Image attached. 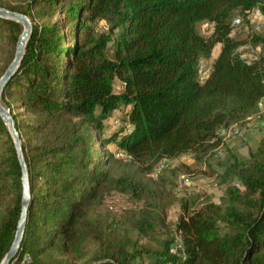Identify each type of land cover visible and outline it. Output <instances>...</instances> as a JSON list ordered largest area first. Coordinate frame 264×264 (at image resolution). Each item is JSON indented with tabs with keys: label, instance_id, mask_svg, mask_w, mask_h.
<instances>
[{
	"label": "trees",
	"instance_id": "obj_1",
	"mask_svg": "<svg viewBox=\"0 0 264 264\" xmlns=\"http://www.w3.org/2000/svg\"><path fill=\"white\" fill-rule=\"evenodd\" d=\"M60 5L64 17L50 20ZM2 6L32 22L19 67L0 97L19 133L30 187L10 264L26 256L25 264H58L49 261L53 252L78 260L91 252L85 264H264V141L247 156L229 152L221 164L227 185L219 202L182 198L173 230L165 228L151 200L157 193L143 177L162 159L190 153L205 161L223 144L222 130L256 115L264 98V35L232 33L231 22L237 15L248 24L254 10L264 19V0H29L23 9ZM201 23L210 25L206 35L197 30ZM21 30L20 23L0 18V76ZM247 44L260 48L251 61L239 51ZM216 45L200 82L201 61ZM119 110L125 125L105 134V120ZM110 143L129 160L117 159L106 148ZM183 168L188 171L185 164L174 166L171 175ZM231 178L238 184L227 183ZM112 188L148 198L134 226L144 235L158 232L156 247L132 240L121 222L100 228L90 220ZM21 193V168L0 117V262L14 237Z\"/></svg>",
	"mask_w": 264,
	"mask_h": 264
},
{
	"label": "rangeland",
	"instance_id": "obj_2",
	"mask_svg": "<svg viewBox=\"0 0 264 264\" xmlns=\"http://www.w3.org/2000/svg\"><path fill=\"white\" fill-rule=\"evenodd\" d=\"M28 1L1 0V4L23 9L26 7ZM64 9L61 5L58 6L56 14L49 19H61L64 17ZM236 19H238L237 24L234 26L232 33L241 31L245 34L248 30L252 29L264 35V19L257 10L250 13V22L248 24L243 23L241 17L237 15L232 19L231 23L233 24V21ZM35 22L37 21L35 20ZM64 29L68 33L71 32V26L69 25L66 27L64 25ZM98 29L105 30V23L99 21ZM197 30L200 34L206 35L210 30V25L208 23H201L197 26ZM70 38L69 36L68 40ZM1 44L2 42L0 41V46ZM218 50L219 45H216L212 50L210 58L201 61L200 75H204L205 70L210 69L211 62ZM239 51L248 61H251L255 58V54L260 51V48H254L250 44H247L241 46ZM120 90V82L115 80L114 91L119 92ZM16 111L21 110L15 109L14 112L16 113ZM122 114L121 110L115 111L105 120V134H109L125 125L121 120ZM18 117L29 121V117L26 114L20 113ZM220 135L223 137V144L213 154L207 156L205 161H197L193 158L192 154L188 153L175 159H162L155 164L150 175H143L145 182L151 185L155 193H157L156 196L152 195L153 198L151 200L157 206L165 228L174 229L180 213L179 202L182 198L185 199L198 195L199 199L210 197L214 202H219L227 185L222 180L223 175L219 174L223 169L221 164L228 159V153L232 152L237 155L247 156L249 151L254 150L261 141H264V98L259 104L256 115L247 119L243 125L233 124L227 130H222ZM95 146L100 151L104 148L96 134ZM106 148L112 151L117 159L123 162L129 160L113 143L108 144ZM181 164L187 165L188 171L183 168L178 175H171L170 169ZM227 183L238 184L234 178L227 179ZM147 200L148 198L135 197L133 191L130 189L120 191L112 188L104 196L102 203L97 206L96 211L91 214L90 220L98 222L100 228L105 227L108 222H121L124 225L122 228H127L132 240H138L140 244L145 246L156 247V236L160 235L158 232L154 235L151 233L144 235L138 232L134 226L142 218V214L145 213L146 206L149 205ZM147 216L151 215L147 214ZM90 251H93V249H90ZM89 255H91V252H89L86 258L78 260L69 254L53 252L49 261L51 260L52 263L57 262L58 264H85ZM25 260H27V256L24 257V264Z\"/></svg>",
	"mask_w": 264,
	"mask_h": 264
},
{
	"label": "water",
	"instance_id": "obj_3",
	"mask_svg": "<svg viewBox=\"0 0 264 264\" xmlns=\"http://www.w3.org/2000/svg\"><path fill=\"white\" fill-rule=\"evenodd\" d=\"M0 18L13 20L15 22L20 23L22 26L21 33L16 43V49L13 59L5 69L4 73L0 76V97H1V92L4 88L5 83L14 73V71L19 67L20 61L24 54V47L26 41L31 34L32 22L30 18L25 14L4 8L2 6H0ZM0 117L4 121V123L6 124L9 130L16 151L17 159L21 168L22 193H21L20 215L17 221L16 230L10 248L0 262V264H10L11 260L13 259L14 255L17 253L19 249L20 242L22 239V234L26 222L27 208L30 202V187H29L28 170L22 153L19 133L14 125V120L12 115L10 114V111L2 104L1 98H0Z\"/></svg>",
	"mask_w": 264,
	"mask_h": 264
},
{
	"label": "built area",
	"instance_id": "obj_4",
	"mask_svg": "<svg viewBox=\"0 0 264 264\" xmlns=\"http://www.w3.org/2000/svg\"><path fill=\"white\" fill-rule=\"evenodd\" d=\"M236 22H237V19H236L235 21H233V25H232V26H234V25L236 24ZM208 72H209V70L206 69L205 72H204V75H198V80H199L200 82L204 81V79L206 78ZM20 264H24V261H21Z\"/></svg>",
	"mask_w": 264,
	"mask_h": 264
},
{
	"label": "bare ground",
	"instance_id": "obj_5",
	"mask_svg": "<svg viewBox=\"0 0 264 264\" xmlns=\"http://www.w3.org/2000/svg\"><path fill=\"white\" fill-rule=\"evenodd\" d=\"M237 20H238V19H237ZM236 24H237V22H236ZM236 24H235V25H236ZM235 25H234V26H235ZM234 26H232V27H234Z\"/></svg>",
	"mask_w": 264,
	"mask_h": 264
}]
</instances>
